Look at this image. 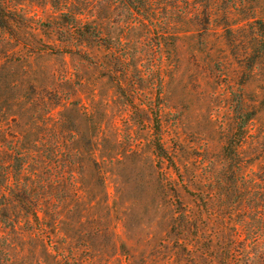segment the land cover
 <instances>
[{"label": "rangeland", "instance_id": "obj_1", "mask_svg": "<svg viewBox=\"0 0 264 264\" xmlns=\"http://www.w3.org/2000/svg\"><path fill=\"white\" fill-rule=\"evenodd\" d=\"M2 2L0 264H264V0Z\"/></svg>", "mask_w": 264, "mask_h": 264}, {"label": "trees", "instance_id": "obj_2", "mask_svg": "<svg viewBox=\"0 0 264 264\" xmlns=\"http://www.w3.org/2000/svg\"><path fill=\"white\" fill-rule=\"evenodd\" d=\"M8 10L6 6L3 4L2 0H0V25L3 27L8 26ZM234 114H235V129L231 136L228 138L227 142L223 147L224 157L230 162H234L235 170L233 177V193L238 199L239 202L244 200H249L253 202V208L257 210L259 218H263L261 210L260 202H264V164L261 165L259 171H253L254 176L251 177L245 183L243 179L245 175L243 173V167L239 161V147L244 142L247 137L248 130L250 129L251 124L255 119L256 112L253 109L247 107L246 102L244 101L243 94L238 93L237 98L234 99ZM156 131H159V122L156 119ZM262 146L264 147V137L262 138ZM156 148L158 153L163 158H171L167 155L164 146L160 142V138L158 135V140L156 142ZM4 163H0V191L2 195H5V189L10 185V177L11 173L8 170V166ZM10 167V166H9ZM243 182L245 184H243ZM4 190V191H3ZM11 190V189H10ZM262 236L264 234H258L254 237V241L259 243L262 240Z\"/></svg>", "mask_w": 264, "mask_h": 264}]
</instances>
